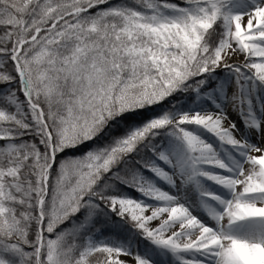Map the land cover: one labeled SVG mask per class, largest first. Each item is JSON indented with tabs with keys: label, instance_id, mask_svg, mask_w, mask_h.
Returning a JSON list of instances; mask_svg holds the SVG:
<instances>
[{
	"label": "snow or ice",
	"instance_id": "1",
	"mask_svg": "<svg viewBox=\"0 0 264 264\" xmlns=\"http://www.w3.org/2000/svg\"><path fill=\"white\" fill-rule=\"evenodd\" d=\"M0 264H264V0H0Z\"/></svg>",
	"mask_w": 264,
	"mask_h": 264
},
{
	"label": "trees",
	"instance_id": "2",
	"mask_svg": "<svg viewBox=\"0 0 264 264\" xmlns=\"http://www.w3.org/2000/svg\"><path fill=\"white\" fill-rule=\"evenodd\" d=\"M3 31V29L2 28H0V32H2Z\"/></svg>",
	"mask_w": 264,
	"mask_h": 264
}]
</instances>
